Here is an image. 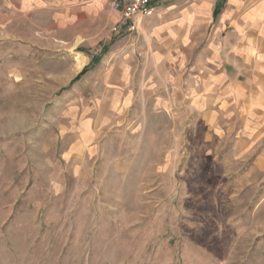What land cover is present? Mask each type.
<instances>
[{"label":"rangeland","instance_id":"rangeland-1","mask_svg":"<svg viewBox=\"0 0 264 264\" xmlns=\"http://www.w3.org/2000/svg\"><path fill=\"white\" fill-rule=\"evenodd\" d=\"M234 16L223 87L188 38L123 89L0 0V264H264V44L240 55Z\"/></svg>","mask_w":264,"mask_h":264},{"label":"crops","instance_id":"crops-1","mask_svg":"<svg viewBox=\"0 0 264 264\" xmlns=\"http://www.w3.org/2000/svg\"><path fill=\"white\" fill-rule=\"evenodd\" d=\"M10 2L20 11L28 10L31 18L45 17V22L53 25L51 30L47 29L52 32V38L62 42L66 54L81 55L83 65L93 61L99 63L91 49L95 46H100L101 53L110 52L106 63L112 62V74L108 77L105 73L108 78L104 76L123 89L129 87L134 74H145L153 67L161 70L168 67V59L185 58L184 52L190 48L188 38L191 47L206 40V45L197 50L195 57H198L199 68L206 65L205 60H209L211 66L199 74L212 78L214 89L223 87L227 71L224 66L218 69L216 62L221 56L232 55L227 48L231 36L225 40L222 34L233 14L237 17L232 27L238 38L240 55L254 54V48L258 53L264 44L263 14L254 6L240 20L239 0H153L147 7V15L132 18L113 10L112 0ZM243 23H249L252 32L244 34ZM209 30L212 35L205 39ZM249 43H252L250 48Z\"/></svg>","mask_w":264,"mask_h":264},{"label":"built area","instance_id":"built-area-1","mask_svg":"<svg viewBox=\"0 0 264 264\" xmlns=\"http://www.w3.org/2000/svg\"><path fill=\"white\" fill-rule=\"evenodd\" d=\"M153 0H112L113 10L120 11L128 18L135 15H147V7Z\"/></svg>","mask_w":264,"mask_h":264},{"label":"trees","instance_id":"trees-1","mask_svg":"<svg viewBox=\"0 0 264 264\" xmlns=\"http://www.w3.org/2000/svg\"><path fill=\"white\" fill-rule=\"evenodd\" d=\"M214 12H215V15H216L217 10L215 9ZM95 63H96V62L93 61L90 65L88 64L87 66H85V67L82 69V71H81L76 77H74V78H75V79H78L79 76H81L84 72H86L87 69H88L91 65H93V64H95Z\"/></svg>","mask_w":264,"mask_h":264},{"label":"bare ground","instance_id":"bare-ground-1","mask_svg":"<svg viewBox=\"0 0 264 264\" xmlns=\"http://www.w3.org/2000/svg\"><path fill=\"white\" fill-rule=\"evenodd\" d=\"M76 63H77L78 65H83L84 60H83V58H82L81 55L76 57Z\"/></svg>","mask_w":264,"mask_h":264}]
</instances>
